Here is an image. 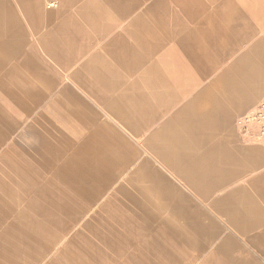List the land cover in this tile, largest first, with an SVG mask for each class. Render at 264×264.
Listing matches in <instances>:
<instances>
[{"label": "crops", "instance_id": "crops-1", "mask_svg": "<svg viewBox=\"0 0 264 264\" xmlns=\"http://www.w3.org/2000/svg\"><path fill=\"white\" fill-rule=\"evenodd\" d=\"M78 1L82 0H19V4L27 12L41 13L34 25L55 26L63 21L54 18L63 14L67 21ZM171 1L178 8L166 0H149L143 10H152L154 18L150 39L129 31L143 21L138 15L126 27L131 42L121 33L101 44L97 39L64 46L29 42L28 48L11 50L13 62L0 58V128L4 127L0 195L10 199L1 203L0 198V208L6 207L0 211V226L4 224L0 264H183L184 260L191 264L198 258L202 264H234L232 250L244 257L246 250L238 240L244 244L243 233L261 223L255 195L264 200V186L259 180L258 192L233 190L210 200L209 206L203 203L210 196L206 194L230 174L226 157L227 152L233 154L224 145H209L216 129L212 117L218 116L220 103L208 88L257 78L262 83L242 96L249 101L264 92V74L253 68L249 51L232 60L236 75L217 71L215 58L222 60L224 53L216 51L215 36L222 31L215 18L231 0ZM51 2L59 6H50ZM91 2L83 0L79 8H88ZM134 7L120 0L117 17L125 20ZM3 14L0 10V21ZM232 15L235 33L244 27L245 18L237 8ZM174 50L188 59L198 80H209L191 97L184 95L175 111L177 81L165 60ZM209 55L211 63L206 61ZM241 69H247V75H241ZM208 95L207 108L192 107ZM97 103L103 111H93ZM81 104L90 114L80 109ZM62 119L84 136L72 142L57 126ZM21 126L38 140L37 145L25 147L16 141ZM232 146L236 152L253 151ZM251 158L255 164L260 160L256 155ZM56 159H61L58 166ZM48 173H64L60 183L67 185L49 186L52 174L44 180ZM181 180L203 195L184 192ZM99 202L107 216L84 220ZM213 208L225 216V226L216 222ZM213 244L219 250L211 251ZM189 247H194L195 255H187ZM56 250L60 253L52 256Z\"/></svg>", "mask_w": 264, "mask_h": 264}, {"label": "rangeland", "instance_id": "rangeland-1", "mask_svg": "<svg viewBox=\"0 0 264 264\" xmlns=\"http://www.w3.org/2000/svg\"><path fill=\"white\" fill-rule=\"evenodd\" d=\"M82 1L76 2V5L69 10L70 14H68L69 19L67 21L64 19L63 14L54 18L55 20L63 21L61 25L54 26L52 24H42L37 26L34 25L36 22H38L36 18L39 19L42 17L39 11H25L23 8H21L19 0H0V10L4 12V18L0 21V58L4 57L10 62H13L15 58L12 57L11 50L14 48H19V50L22 48H28L29 42H33L36 46L38 44L41 46H64L83 42L92 43L93 40L97 39L101 44L109 41L114 36V34L120 33L124 36V38H126L127 41L131 42L132 35L127 33L128 31H126V27L129 25V21L138 15L143 16V21H141V23L138 25H132L129 31L132 29L133 33L138 34L139 36L145 35L146 38L150 39L152 33L151 31L153 30L154 26V18L152 17V10L143 11L145 10V7L148 6L149 0H125L126 2L135 5L133 11L125 18V20L119 19V17H117L120 7V0H92L88 8L86 7L85 9H80L79 3ZM166 1H168L167 4L171 7L174 6L178 8V5L173 4L171 0ZM55 4L58 5V3ZM236 8L244 15L245 21L242 20L244 22V27L242 26L243 28H237L234 33L232 32V29L235 26V20L233 19L232 13L233 9L236 10ZM215 19H218L217 25L219 30L222 31L220 35L215 36L214 41L219 46V48L216 47V51L219 53H224L222 60L221 57L215 58L218 64L217 71L221 72L224 69L227 71V73L236 75L235 72L237 69L231 65L232 60L237 58L238 55L242 54L243 52L249 51L250 55L252 56L251 62H253V68H256L257 72L260 71L264 74V0H231L228 5L223 7L220 18L218 17ZM207 26L212 27L213 25L208 23ZM243 32H247L246 36L242 35L244 34ZM236 36L241 37L240 40ZM234 37L239 41L235 40ZM203 42V39L198 41V43L201 45ZM236 44L237 46L235 47ZM206 48L209 52L214 51V49L211 47ZM212 59L213 57L209 55L206 58V61L211 63ZM165 60L169 63V65H172L168 69V72L170 75H172L174 81H177L176 92L178 99L176 100L174 107L175 111L176 108L183 104L184 98L191 97V95H193L200 87L207 85L209 80H198V74L196 73L192 64H190L188 59L180 50H174L172 54L165 57ZM76 67L77 66L75 65V68ZM184 68L187 69V72H184ZM247 69H241L243 70L241 71V75H247ZM122 72L125 71L123 70ZM261 83L262 81L257 78L251 82L238 79L234 82L223 81L214 83L208 88L210 95L217 97L218 99H216L220 103V107L217 110L218 116L215 115L212 117V125H215L216 129L214 130V138H212L213 143L209 142V145L215 147L224 145L230 149L233 154L230 155L227 152L226 157L227 164H230L227 165L230 168V171L228 169L230 174L226 175V177L224 176L221 179L222 183L220 186L213 187L210 190V194H206L210 196L205 201H203L205 206H209L210 200L221 197L233 190H242V192H258L259 190L257 188V184L259 180L260 185L264 186V146L262 144H253L244 141L239 137L237 127H235V120L240 112L254 104L259 99L264 98V92L256 94L255 97L251 98L249 101H243L242 98L243 94L246 92H253L254 88ZM47 88V91H49L50 88L48 86ZM77 91L82 97H86L83 91ZM184 95L186 97L183 98ZM208 96L204 97L205 100L194 101L192 103L194 105L191 106H205L204 108H207V105L210 103V96ZM81 105L80 109L82 111L89 112L88 109L83 108V104ZM92 108H94L93 111L104 110L103 106L98 103ZM6 118H9V116ZM56 122L57 126H59V128H61V130L67 134V137L71 139L72 142L77 140L79 141V139L84 136L83 132H80L77 127H75L66 119ZM3 128L4 127H1L0 131H2ZM196 128L198 129V132H203L199 126ZM33 138V135L28 134L27 130L24 129V126H21L15 133L16 141L25 147L28 145L33 146L38 144V140ZM233 143L239 146L242 145L244 147L252 148L253 151L247 153H243L242 150L241 152L233 151ZM255 155L260 159L257 164H255L251 158ZM65 157L68 158L69 156L65 155ZM55 161H57L56 163L58 166L61 162V159H56ZM216 161L219 164L221 162V160L218 159H216ZM53 171H56V169ZM51 174L52 173L46 174L44 180L48 176L50 179ZM62 174L56 173L54 175L53 173L51 180L52 182L49 186H52L51 184H53L56 187H65V185H67L65 181L60 183L62 182L60 181ZM0 177L4 178V175L0 173ZM181 187L184 192L190 193L191 196L203 195L196 192L195 187L192 188L186 185L184 181H182ZM0 198L2 199L1 203L10 201L9 198L3 197L1 195ZM15 198L17 199V197ZM255 199L261 206V223L259 226L252 227L251 230L249 229L243 233L242 239H246V244H243L240 240L236 239L233 233H231V238L238 240L242 247L245 248L246 252L244 257H237L231 246H229L224 251L228 256L229 251L232 250L229 255L233 257L232 262L234 264H264V200L261 198V195H255ZM101 203L102 202H99L95 208L90 210L89 214L87 213L84 216V220L91 218L92 216L106 217L107 212L100 208ZM21 207L22 206H19V208ZM5 209L6 207L2 205L0 211ZM213 212L216 214L215 215L213 213L216 222L225 226V224H227L225 216L217 212L214 208ZM3 225L0 226V231ZM235 232L237 231L235 230ZM212 250H219L218 244H213L211 246V251ZM186 251L188 256H193L196 254L194 247H189ZM57 253H60V251L56 250L54 253H52V256H56ZM236 258L239 259L237 260ZM202 262L203 261L198 258L191 264H202ZM182 263L189 264L185 260Z\"/></svg>", "mask_w": 264, "mask_h": 264}, {"label": "built area", "instance_id": "built-area-1", "mask_svg": "<svg viewBox=\"0 0 264 264\" xmlns=\"http://www.w3.org/2000/svg\"><path fill=\"white\" fill-rule=\"evenodd\" d=\"M235 127L244 141L264 146V100L240 114L235 120Z\"/></svg>", "mask_w": 264, "mask_h": 264}, {"label": "bare ground", "instance_id": "bare-ground-1", "mask_svg": "<svg viewBox=\"0 0 264 264\" xmlns=\"http://www.w3.org/2000/svg\"><path fill=\"white\" fill-rule=\"evenodd\" d=\"M49 5H50V6H55V4H54V3H52V2H51Z\"/></svg>", "mask_w": 264, "mask_h": 264}]
</instances>
